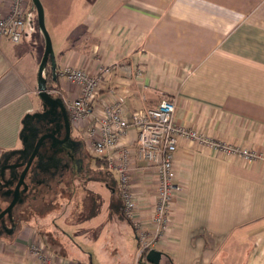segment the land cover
Instances as JSON below:
<instances>
[{
    "label": "crops",
    "instance_id": "0c3cea01",
    "mask_svg": "<svg viewBox=\"0 0 264 264\" xmlns=\"http://www.w3.org/2000/svg\"><path fill=\"white\" fill-rule=\"evenodd\" d=\"M40 1L54 96L79 94L59 77L63 67L95 73L106 66L110 74L93 102L94 115L117 99L130 114L170 97L176 125L264 155V0ZM9 3L0 0V14ZM31 5L28 0L22 39L0 38V164L21 146L30 116L41 110L37 72L45 38ZM91 121L70 124V156L46 162L39 183L20 193L18 225L0 233V264H38L33 243L46 248L52 264H134L136 233L121 210L116 172L90 151L85 131ZM136 142L130 127L112 155L129 150L137 217L148 226L157 178L154 166L135 158ZM173 167L179 190L155 248L163 254L160 264H264V159L249 161L178 137ZM75 179L100 180L108 188L102 209L80 210L90 186Z\"/></svg>",
    "mask_w": 264,
    "mask_h": 264
},
{
    "label": "built area",
    "instance_id": "2783aa9c",
    "mask_svg": "<svg viewBox=\"0 0 264 264\" xmlns=\"http://www.w3.org/2000/svg\"><path fill=\"white\" fill-rule=\"evenodd\" d=\"M28 0H10L8 11L0 14V38L19 42L25 32L26 4ZM139 73V72H138ZM110 74V68L101 66L95 73L80 67L65 66L59 77L77 85L79 94L73 99L62 98L70 124L91 117L85 137L92 154L106 161L109 169L117 174L118 192L122 203L123 216L130 221L136 233L138 249L134 264H148L146 253L155 249L170 225V212L174 193L179 190L175 182L173 167L178 137L195 140L226 155L242 157L246 160L264 159V155L254 150L241 148L230 143L210 140L196 130L176 125L173 121L175 99L162 97L158 103L126 114L120 100L107 104L100 113H93V102L100 90L103 79ZM110 92L113 93L112 90ZM130 127L137 131L135 158L155 167L156 203L148 226L137 217L136 202L130 184V152L127 148L119 151L117 158L112 152L120 144ZM30 253L38 264H52L51 256L40 243L30 246Z\"/></svg>",
    "mask_w": 264,
    "mask_h": 264
},
{
    "label": "water",
    "instance_id": "95a60500",
    "mask_svg": "<svg viewBox=\"0 0 264 264\" xmlns=\"http://www.w3.org/2000/svg\"><path fill=\"white\" fill-rule=\"evenodd\" d=\"M32 2L38 24L45 37L44 53L37 72V92L41 100V110L30 116L32 123L25 128L21 146L8 153L0 164V187L5 188L0 196L8 199L6 201L8 205L0 211V219L10 214L16 203H20V193L30 190L33 184L39 183L37 177L41 173V167L57 156L69 157V151L75 144L71 138L67 108L62 99L54 96L48 89V82L43 73L49 61L52 69L54 67L53 52L44 24L41 1ZM54 76L53 74L52 77ZM28 131L31 133L29 136ZM0 200L3 201V198ZM162 255L161 251L151 249L146 253L145 260L150 264H160Z\"/></svg>",
    "mask_w": 264,
    "mask_h": 264
},
{
    "label": "rangeland",
    "instance_id": "374dc122",
    "mask_svg": "<svg viewBox=\"0 0 264 264\" xmlns=\"http://www.w3.org/2000/svg\"><path fill=\"white\" fill-rule=\"evenodd\" d=\"M33 12L36 15L35 8L33 9ZM36 20H37V16H36ZM35 26H36V28L39 29V31L41 32V34L44 36V34H43V32H42L39 24H38V21H35ZM75 176L78 177L79 175H76L75 174ZM75 180L76 181H79V183H77V184H79L78 185L79 187H81V186L84 185V186H86L88 188L90 186L89 190L87 191L89 193V197H87L85 199V202H84L85 208H82L83 207V204H82L80 210H90V209L99 210L100 208L102 209V207L104 206V204H103V199L104 198H102V197H104L103 195H104V192L106 191L105 188L107 190H108V188L105 187L104 184L100 183V180L95 181L96 179L95 180H93V179L92 180H90V179H75ZM7 200L8 199H5L4 202L6 203ZM60 207H61L60 210H64L66 208L65 202L62 203Z\"/></svg>",
    "mask_w": 264,
    "mask_h": 264
},
{
    "label": "flooded vegetation",
    "instance_id": "af4514ba",
    "mask_svg": "<svg viewBox=\"0 0 264 264\" xmlns=\"http://www.w3.org/2000/svg\"><path fill=\"white\" fill-rule=\"evenodd\" d=\"M29 134H31L29 131L27 132V135L29 136ZM28 138H30V137H28ZM5 191V188H3V187H0V194L1 193H3ZM4 197V196H3ZM0 199H2V197H0ZM3 201H1L0 200V211L2 210V209H4L7 205H8V203H6L5 205H3V203H2ZM1 203H2V205H1ZM19 203V202H18ZM17 204V203H16ZM15 204V205H16ZM14 205V206H15ZM14 208V207H13ZM13 208H12V210L10 211V214H8V215H4L1 219H0V233H2L3 231H5V229H6V227H8V225H11V226H13V227H15L16 225H18V222H19V218L16 216V215H14V210H13Z\"/></svg>",
    "mask_w": 264,
    "mask_h": 264
},
{
    "label": "trees",
    "instance_id": "16d2710c",
    "mask_svg": "<svg viewBox=\"0 0 264 264\" xmlns=\"http://www.w3.org/2000/svg\"><path fill=\"white\" fill-rule=\"evenodd\" d=\"M31 3H32V5H33L32 0H31ZM33 8H35L34 5H33ZM47 67H48V63H47V65H46L45 68H44V76L46 77L47 82H48V80H50L51 77H50L49 74H47V72H46V71H47ZM52 76H53V74H52ZM101 161H103V160H101ZM117 193L119 194L118 191H117ZM121 205H122V203H121ZM18 206H19V203H17V204L14 206L13 210H14V215H16V216L19 218V210H17V209H18ZM121 210H122V207H121ZM122 213H123V212H122Z\"/></svg>",
    "mask_w": 264,
    "mask_h": 264
}]
</instances>
